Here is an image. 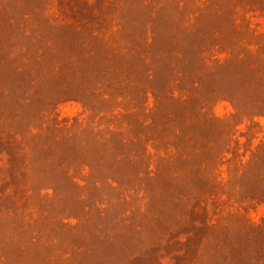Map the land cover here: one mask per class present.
Wrapping results in <instances>:
<instances>
[{
	"label": "rangeland",
	"instance_id": "374dc122",
	"mask_svg": "<svg viewBox=\"0 0 264 264\" xmlns=\"http://www.w3.org/2000/svg\"><path fill=\"white\" fill-rule=\"evenodd\" d=\"M0 264H264V0H0Z\"/></svg>",
	"mask_w": 264,
	"mask_h": 264
}]
</instances>
